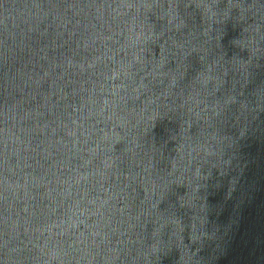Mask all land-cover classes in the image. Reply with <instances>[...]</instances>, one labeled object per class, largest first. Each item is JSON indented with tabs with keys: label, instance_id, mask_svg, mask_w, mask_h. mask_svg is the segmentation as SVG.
I'll use <instances>...</instances> for the list:
<instances>
[{
	"label": "water",
	"instance_id": "1",
	"mask_svg": "<svg viewBox=\"0 0 264 264\" xmlns=\"http://www.w3.org/2000/svg\"><path fill=\"white\" fill-rule=\"evenodd\" d=\"M0 264H264V215L113 140L0 62Z\"/></svg>",
	"mask_w": 264,
	"mask_h": 264
}]
</instances>
